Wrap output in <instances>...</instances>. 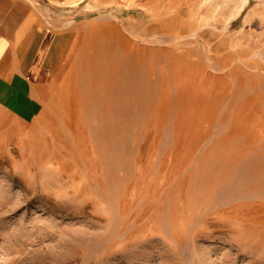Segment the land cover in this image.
Instances as JSON below:
<instances>
[{
  "label": "rangeland",
  "instance_id": "obj_1",
  "mask_svg": "<svg viewBox=\"0 0 264 264\" xmlns=\"http://www.w3.org/2000/svg\"><path fill=\"white\" fill-rule=\"evenodd\" d=\"M137 5L0 0L42 85L0 89V264H264V0Z\"/></svg>",
  "mask_w": 264,
  "mask_h": 264
},
{
  "label": "crops",
  "instance_id": "obj_2",
  "mask_svg": "<svg viewBox=\"0 0 264 264\" xmlns=\"http://www.w3.org/2000/svg\"><path fill=\"white\" fill-rule=\"evenodd\" d=\"M84 0H60L65 6H74L78 3H81ZM147 0H90L91 3H94L96 7H111V6H122L125 8H134L138 6V3H144ZM19 4L17 3L16 6ZM2 18H0L1 20ZM3 22V20H2ZM6 22H8V27H3V24L0 23V89H12L13 94L7 96L6 100L13 98L17 95L19 98H24L31 96L35 92V96H41L36 94L37 86L42 87L38 82H34L29 77L31 74L33 79L39 77L40 74V61L36 60L37 57L32 53L36 51V45L34 40H29L31 34L36 37V32L33 29L29 28L26 24H22L19 19L16 20L11 17ZM5 26V25H4ZM47 47L44 49L41 48L38 50L41 53H45ZM41 57L43 54H41ZM43 66V65H42ZM27 74L29 80H23L22 74ZM26 78V77H25ZM2 83H13L11 86L3 87ZM28 92H24L27 91ZM15 94V95H14ZM24 101V100H23ZM6 104H15L11 100L10 102H4ZM20 111V109H19Z\"/></svg>",
  "mask_w": 264,
  "mask_h": 264
},
{
  "label": "bare ground",
  "instance_id": "obj_3",
  "mask_svg": "<svg viewBox=\"0 0 264 264\" xmlns=\"http://www.w3.org/2000/svg\"><path fill=\"white\" fill-rule=\"evenodd\" d=\"M122 44V43H121ZM156 75V74H155ZM93 90V89H92ZM141 91V90H140ZM93 92V91H92ZM125 92V91H124ZM126 93V92H125ZM124 93V94H125ZM135 93V92H134ZM123 94V95H124ZM130 100V99H129ZM127 102H128V100H127ZM117 105V104H116ZM125 105V104H124ZM127 105V104H126ZM112 113V112H111ZM127 114V113H126ZM12 115V114H11ZM128 115V114H127ZM126 116V115H125ZM68 117V116H67ZM127 117V116H126ZM129 118V117H128ZM38 119V118H37ZM46 119V118H45ZM109 119V118H108ZM10 120V119H9ZM8 121V120H7ZM25 121V120H24ZM46 121V120H45ZM75 121H76V119L75 118H65V120H64V123L66 124V128L70 131V133L72 134V136H76L75 137V140L77 139V138H79L80 137V135L79 134H77V131H76V123H75ZM105 121V120H104ZM27 122V121H26ZM53 122H54V129L53 128H49L48 130H50V132H52V133H58V131L56 132V130H55V128L57 129V127H58V122L57 121H54L53 120ZM94 123H95V121H93ZM23 123V122H22ZM49 123V122H48ZM40 124V123H39ZM24 125H26V128H28L27 127V123L26 124H24ZM31 125V124H30ZM82 126H83V123L81 124ZM55 126H57V127H55ZM53 127V126H52ZM79 128V127H78ZM5 133L6 132H1L0 133V138L1 137H3V135H5ZM18 135V134H17ZM54 135V139H55V142H57V145H59V146H61V145H63V144H65V142H63V138H62V136H64L63 135V133L62 132H60L59 134H53ZM20 136V135H19ZM19 136H17V137H19ZM46 136V135H45ZM48 136V135H47ZM46 142H47V144H51L50 143V140L48 139V140H46ZM63 142V143H62ZM60 143V144H59ZM76 143H79V142H76ZM59 148V147H58ZM41 150V148L39 149V151ZM62 151V150H61ZM66 151V152H65ZM65 151L63 152V157H65V158H68L70 155H73V154H75L72 150H71V148L70 147H67V150L65 149ZM68 152H70V154L68 153ZM58 154V153H57ZM56 153L55 154H53L54 155V159H61L62 157H58V155H57ZM73 156H75V155H73ZM71 157V156H70ZM51 161H53V158H51ZM212 164V163H211ZM213 166V165H212ZM257 168V167H256ZM253 170H255V169H253ZM261 170V169H260ZM252 171V170H251ZM259 171V169L257 170V172ZM262 171V170H261ZM263 172V171H262ZM204 174V173H203ZM255 174V173H254ZM196 178V177H195ZM231 181V180H230ZM229 183V182H228ZM100 185H104V184H101L100 183ZM220 185V184H219ZM145 187H147V185H145ZM138 188V187H137ZM106 189V188H105ZM104 189V190H105ZM130 190H131V185L130 184H127V191L128 192H126L127 194L126 195H128L129 194V192H130ZM219 190V189H218ZM211 191H215V190H211ZM211 191H207V192H203L202 191V196L204 197V198H210L213 194L211 193ZM198 194H200V193H197V195ZM211 194V195H210ZM215 194V193H214ZM205 195V196H204ZM200 198V197H199ZM125 201V200H124ZM214 203V202H213ZM226 203V202H225ZM224 204V203H223ZM204 207V206H203ZM233 208H235V207H233ZM232 208V209H233ZM238 209H240L239 207H237ZM255 208H257V209H255V212L253 211V210H250V211H253V213H251V214H249V215H246V216H248L250 219H248L247 220V222H250V221H252V222H254V221H256V223L257 222H259V220L261 221V222H263L264 223V215H260L259 213H260V211H259V207H255ZM124 210L126 209L127 210V208H123ZM128 209H130V208H128ZM230 209V208H229ZM231 209V210H232ZM125 210V211H126ZM123 210H122V208H121V213H123L122 212ZM129 211V210H128ZM127 211V212H128ZM223 211V210H222ZM224 211H225V209H224ZM226 211H228L227 213L229 214V210H226ZM247 212H248V210H246ZM249 211V212H250ZM221 212V211H220ZM231 212H235V211H231ZM237 212H239V210H237ZM138 213V212H137ZM136 213V214H137ZM232 213H230V215H231ZM234 214V213H233ZM143 215V214H142ZM216 215V214H215ZM222 215H223V213H222ZM211 216H212V214H211ZM219 216V215H218ZM218 216H214V217H218ZM226 216V215H225ZM139 217H141V215L139 216ZM139 217H137V218H139ZM219 218V217H218ZM242 218V217H241ZM207 219V218H206ZM131 221V220H130ZM210 221V220H209ZM217 221V220H216ZM137 222H139L138 220H137ZM213 222V221H212ZM246 223V222H245ZM129 226V221H128V223H126V224H124V227L123 228H126V227H128ZM262 231V230H261ZM213 264V263H212ZM215 264V263H214Z\"/></svg>",
  "mask_w": 264,
  "mask_h": 264
}]
</instances>
